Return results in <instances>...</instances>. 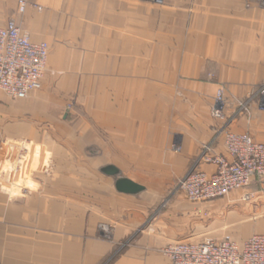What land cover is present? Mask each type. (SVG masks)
Segmentation results:
<instances>
[{"label":"crops","instance_id":"obj_1","mask_svg":"<svg viewBox=\"0 0 264 264\" xmlns=\"http://www.w3.org/2000/svg\"><path fill=\"white\" fill-rule=\"evenodd\" d=\"M27 1L44 9L29 6L20 13L19 0H0V25L15 19L25 24L36 41L50 42L51 72L103 71L106 74L100 86L117 88L115 121L107 123L106 131L102 128L101 162L94 164L101 166L103 173L108 166H115L119 174L105 173L115 180V187L108 186L106 194H91L90 202L87 197L79 217L71 213L62 216L60 194L36 188L25 196L14 185L41 183L39 178L47 166L44 151L55 150L51 136L59 133L35 127L16 135L12 127H7L4 135L0 132V264H99L112 255L117 243L124 246L117 248L109 264H173L160 252L172 241L232 238L243 243L264 233V193L246 199L248 193L260 188L264 177L225 197L194 203L182 194L170 206L162 207L166 195L155 194L147 185L149 181L121 175L123 168L132 166L126 163L124 152L141 149V141H134L135 132L129 126L136 125L142 110H148L154 100L153 89L167 88L169 98L174 88L175 92L178 89L185 100L177 112L175 128L181 135L182 151L176 158L188 164L203 144L213 139L219 126L211 114L218 86L225 87L230 99L246 98L264 82L262 0H166L164 5L149 0ZM142 71L163 72L164 78H147ZM48 75L41 90L17 102L21 112L34 116L40 108H48L51 99L43 90ZM71 81L74 88L80 85L76 74ZM119 103H127V109L123 106L120 110ZM235 111L233 106L228 108L229 113ZM55 114H49V119L56 120ZM230 127L264 142V112L258 110L257 101L249 116H236ZM14 138L27 142L23 159L15 158ZM163 142L160 149L167 150ZM215 149L231 157L223 136L215 141ZM134 156L132 162L137 160ZM114 157L124 160L110 162ZM154 159V155L153 160L140 157L133 165L154 166ZM48 164L60 180V163L51 160ZM202 168L215 171L212 164ZM122 177L145 189L137 194L118 191L116 180ZM74 204L70 198L68 206L76 209ZM104 224L112 232L110 239L100 232Z\"/></svg>","mask_w":264,"mask_h":264},{"label":"rangeland","instance_id":"obj_2","mask_svg":"<svg viewBox=\"0 0 264 264\" xmlns=\"http://www.w3.org/2000/svg\"><path fill=\"white\" fill-rule=\"evenodd\" d=\"M19 25L23 30L30 34L33 41H44H36L32 37L31 32L25 28V24L21 23ZM45 42L50 45V52L47 70L43 76V80L47 74H49V83H47V87L43 90H47V92H49L51 102L48 104V108H40V111L34 115L36 117V119H34L32 114H28L23 111L21 112L20 104L17 102H20V100L23 99L10 98L7 94L0 90V132L4 135V130L7 127L9 129L12 127L13 134L16 135L21 134V132L26 133L27 129L35 127L40 130L42 129L41 131L44 129H54L55 132L59 133L57 136H51V138L56 139H54L56 143L54 145L55 150L52 151L50 148H46L44 151V161L47 166L45 167L44 176L39 178L41 183H14V185L16 186L15 189L21 190L25 196L30 195V193L36 188L44 191L46 194H60V202L64 204L61 208L62 216L63 214L68 215L71 213L72 215L79 217L81 212L79 208L84 206L87 197V200L90 202L91 194H102V192H105L106 194L108 186H111L112 189L115 187V180L111 177H107V175L102 172V167L95 165L94 162H101L99 142L102 128H105L106 131L107 123L115 121L114 117H116L117 88L100 86L101 78L106 74V72L103 71L76 72L60 70L58 72H51V70H49V68L51 69L52 63L50 58L51 44L48 41ZM75 74L76 77H78V83H80V85L76 88L70 85V82H72L71 78ZM141 74L147 75V78H164L163 72L142 71ZM51 75L54 77H51ZM43 80L41 88L35 91L42 89ZM220 87L225 88L224 86H218V88ZM167 90L168 89L165 87L153 89L151 92L155 91V93L152 94L154 100H152L149 108H147L148 110H142L141 118L139 120H135L136 125L129 126V128L135 132V136L133 137L134 141L137 143L138 141H141V149H136L135 152H124L127 157L125 159L126 163H129V165L132 166H128L121 170V175L123 173V175L129 174L133 177L149 181L147 185L154 188L155 194H165L166 196H164L160 203L162 207L170 206L177 197L185 194L178 187L184 176L187 175L194 166V163L201 151L200 149L188 164L181 163L177 160L176 156L178 157V154L182 151V140L181 135L176 134L178 129L175 128V125L178 124L179 121L177 119V112L180 110L181 100H183V103L185 100L180 94V90L176 89L175 92L174 88L171 98L168 97L169 91ZM123 106H125L126 110L127 103H119L120 110ZM213 109L211 114L214 118ZM53 113H56V120H52L51 118L49 119L48 117L50 116L49 114ZM166 114L168 116L161 119V117ZM164 130H166V132H163ZM72 132H75L76 135H72ZM104 135L106 138V134ZM219 137L220 136H218L217 139ZM47 138V141L45 142H49ZM109 139H111L110 136ZM94 141L97 143H94ZM162 142L165 144L167 150L160 149V144ZM12 143L15 145V158H19V160L23 159L27 148L26 140L22 141L21 138H14ZM72 146L76 147L75 150L71 149ZM155 146L157 147L154 150ZM114 152L115 155H117L118 152ZM132 155H135L134 157L137 158L134 162L130 160ZM153 155L155 157L154 160H156V165H133V163L138 161L140 157L141 159L151 158L153 160ZM51 160L56 163H60V180H57L56 177H54L52 172L53 167L48 164ZM117 160L119 159L114 157L113 160L110 159L109 161L117 162ZM123 160L124 159L121 158L119 161L122 163ZM69 163L71 165H69ZM57 169L58 167L56 166L54 172H56ZM74 171H76L75 175L73 174ZM73 179H76V181H72ZM259 187L260 188L254 189L248 194H256V196L257 194H263L264 180L262 183L259 182ZM70 198L73 202H76V204H74L76 209L68 206ZM202 202L207 201H198L197 203ZM105 225L106 224L100 227V232L103 233V236L110 239L112 232L108 225V231L105 230ZM196 240L199 241L198 239ZM179 241L181 240H175L172 242ZM117 244L118 246L115 247V251L112 253L114 257L117 248L123 245L122 243ZM162 249L163 248L160 249L161 253ZM112 255H110L107 259L104 258V260H102L99 264L111 263V258L113 257ZM169 259L173 262L171 258ZM173 264L175 263L173 262Z\"/></svg>","mask_w":264,"mask_h":264},{"label":"built area","instance_id":"obj_3","mask_svg":"<svg viewBox=\"0 0 264 264\" xmlns=\"http://www.w3.org/2000/svg\"><path fill=\"white\" fill-rule=\"evenodd\" d=\"M164 5L166 0H149ZM264 3V0H262ZM31 6L43 7L19 0V12ZM50 45L35 42L15 19L0 25V90L13 99H26L41 88L47 70ZM264 112V82L246 98H229L223 87L215 96L213 116L219 126L210 142L203 144L192 169L181 180L179 189L190 201H208L229 195L249 186L255 178L264 177V142L256 141L248 132L231 129L236 116H249L252 104ZM236 108L229 113L228 108ZM223 136V144L231 156L216 152L215 141ZM212 164L215 171L202 168ZM256 194H248L247 200ZM105 229V227H104ZM175 264H264V233L255 234L239 243L234 239L171 242L162 249Z\"/></svg>","mask_w":264,"mask_h":264},{"label":"water","instance_id":"obj_4","mask_svg":"<svg viewBox=\"0 0 264 264\" xmlns=\"http://www.w3.org/2000/svg\"><path fill=\"white\" fill-rule=\"evenodd\" d=\"M104 172L113 176H117L119 174V171L115 166H108L104 169ZM116 188L118 191L127 194H137L145 189L142 184L127 177L118 178L116 180Z\"/></svg>","mask_w":264,"mask_h":264},{"label":"bare ground","instance_id":"obj_5","mask_svg":"<svg viewBox=\"0 0 264 264\" xmlns=\"http://www.w3.org/2000/svg\"><path fill=\"white\" fill-rule=\"evenodd\" d=\"M240 189V188H239ZM105 230H107L108 231V226L107 225H105ZM163 251V250H162ZM163 253V252H162ZM164 254V253H163ZM165 255V254H164ZM167 256V255H166ZM168 257V256H167ZM170 258V257H169Z\"/></svg>","mask_w":264,"mask_h":264}]
</instances>
